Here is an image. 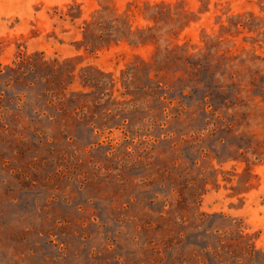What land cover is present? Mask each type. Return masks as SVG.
Returning a JSON list of instances; mask_svg holds the SVG:
<instances>
[{
    "label": "rangeland",
    "instance_id": "374dc122",
    "mask_svg": "<svg viewBox=\"0 0 264 264\" xmlns=\"http://www.w3.org/2000/svg\"><path fill=\"white\" fill-rule=\"evenodd\" d=\"M0 264H264V0H0Z\"/></svg>",
    "mask_w": 264,
    "mask_h": 264
}]
</instances>
